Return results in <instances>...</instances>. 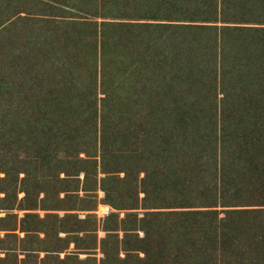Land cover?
Instances as JSON below:
<instances>
[{"label": "trees", "instance_id": "trees-1", "mask_svg": "<svg viewBox=\"0 0 264 264\" xmlns=\"http://www.w3.org/2000/svg\"><path fill=\"white\" fill-rule=\"evenodd\" d=\"M103 5L96 17L131 14L135 22L48 21L38 38L15 50L12 58L19 63L6 70L0 93L8 97L7 120L21 114L16 127L0 130L7 140L0 192L6 200L16 195L19 180L27 198L49 191L51 176L43 170L61 164L66 178L59 191H74V178L90 176L80 155L98 150L100 134L101 163L93 167L96 175H105L100 189L108 202L115 206L113 197L124 192L118 209H138L142 193L145 209H173L147 212L135 229L144 233L136 245L127 235L114 237L117 228L106 229L102 264L120 251L143 253L137 256L140 264H264V0H104ZM251 22L260 27L236 25ZM62 41L65 46L57 47ZM45 49L40 58L49 70L40 64L21 69L28 67L26 52ZM76 70L90 77L100 72V108L97 85L88 87L86 108L83 83L66 98L60 93ZM125 87L136 89L126 96ZM247 100L253 101L248 114L237 108ZM210 102L219 103L221 119ZM122 105L132 108L124 117L117 108ZM137 126L150 133L149 144L131 145V139L139 141ZM20 153L27 157L22 166L36 164L41 172L18 167L12 156ZM31 158L35 163L27 162ZM40 222L26 215L21 230H43Z\"/></svg>", "mask_w": 264, "mask_h": 264}, {"label": "rangeland", "instance_id": "rangeland-1", "mask_svg": "<svg viewBox=\"0 0 264 264\" xmlns=\"http://www.w3.org/2000/svg\"><path fill=\"white\" fill-rule=\"evenodd\" d=\"M73 1L74 2H70V5L76 3V8L70 6L67 0H0V52L2 50L0 59L10 62V65L4 62V64L0 65V81H2L5 76L8 77V73L6 72L7 69L15 70L13 67L17 66V63H19V61L13 59L16 57L15 50L19 46L28 45L30 39L34 35L35 38H38V32L43 30L48 21L51 25L56 23L60 24L59 22L65 23L66 21H97L100 23L106 20L123 23L135 22L132 20L131 14L126 19L117 18L118 20H114L108 18L103 19L101 13L97 12L98 16L96 17L94 11L101 10L100 8L104 6V0H85V2L79 0ZM251 23L252 24L236 25L260 27V24H255L257 22ZM63 42L64 41L57 42V47L63 48L65 46ZM45 51L46 49L39 52L40 54L32 56L31 53L26 52L25 56L29 58L24 59L23 62L28 67L21 69H29L33 66L38 67V64H40L41 68L46 66L49 70L47 64L41 63L40 56L42 55L41 57H43ZM3 71L5 74H3ZM81 72L84 73H80L78 70L71 72L74 79L72 78L73 80H70L71 82L66 85H64L63 82L60 88L64 89H62L60 93L66 98L74 94L77 86L83 83L85 87L82 90H84L85 95L81 97L83 101L82 108H86L90 100V89H88V87L95 86L96 89L97 85L98 104L100 108V99L104 98L101 92L102 77L100 72L97 76L96 73L91 72V77L89 76L90 72L85 73V71L82 70ZM85 74H87V77L82 78L81 76ZM63 75L64 73L60 74V76H62L61 79ZM34 77L38 80L37 75ZM49 78V76H46L45 82H47ZM57 80L59 79L57 78ZM125 89L126 87L121 91L124 90V95L127 96L130 90L133 91L132 89L136 88L131 87L130 89ZM1 92L3 94L0 93L2 97H0V130L3 128L5 129L3 132H5L9 129L8 125L16 127L21 113L12 117V120H7L11 110L8 106H5L7 105L5 102L8 100V97H5L7 96L5 95V91L2 90ZM219 93L221 92L219 91ZM221 98L222 95L220 94L219 100ZM8 102L11 103L10 101ZM210 104L212 108L217 107V105L219 106V103L216 105L215 102H210ZM252 106L253 101L247 100L244 101L243 105L242 103H238L237 108L242 111L245 109L246 114H248L250 110L253 109ZM205 107L207 110L205 108L203 109L208 112L210 106L208 107L207 104ZM109 108L114 109L112 104L109 105ZM117 108L121 109L123 117L128 110H132L130 105H122V107L117 106ZM16 109L17 106H15L13 110ZM135 110L138 112L137 108H135ZM217 110V117L221 119V107H219V109L217 107ZM208 114L209 113H207V115ZM200 115L203 117V114ZM32 117H34L33 114H30V118ZM23 118L25 117L23 116ZM16 129L12 130L14 134L16 133ZM98 129L100 130V124L98 125ZM149 134L150 133H144L141 131L140 126H137L136 135L139 141L131 139V145L140 147L141 145L145 146V144H149ZM98 139V150L96 149L92 154H89L90 157H86L85 154L80 155L81 158L87 160L81 163V165L84 167L86 166L90 176L86 179L85 174L81 173L78 178L79 180L74 178V180H72L75 181L74 191L68 194L64 191H59L61 190L60 187L62 184L60 180L66 178L63 173L64 164H61L57 167L45 166L43 170L46 174L45 176H51L49 177L50 179L48 178L50 182L48 186L52 187H48L49 191L45 190L48 191V193L44 191V193H36V195L27 198L26 194L20 191V180L18 182L16 195L11 194L6 200V194L0 192V264H102L104 258L101 248L102 241L107 234L105 231L106 229L115 230L117 228L118 230L113 232L114 237H118V239L121 240L127 235L129 236L128 240L131 241L133 245H136L138 239L144 237V233L142 231L137 232L135 229L141 228V220H144L147 212L173 210L167 208L160 210L145 209L141 201L144 197L142 193L139 194L138 209H118V207L120 208V205H122L120 201L126 198L124 192L120 193L118 197L116 195L113 197L115 206L109 203L105 193L100 189L101 181L105 175L100 171L98 175H96L93 167L95 162L99 165L101 163L100 134ZM6 143L7 140L0 138V155L3 153L2 151ZM6 148L8 149L11 147L7 145ZM17 148L18 147L13 148L11 151L17 154V152H15ZM25 155V153L18 154V157L13 155L12 160L18 167L23 169L31 167L33 170L38 171L41 167H37L36 164L33 166L31 164H23L24 166H22L21 161L27 158ZM64 157L65 156H60L61 159H64ZM27 162L35 163V159L31 158L30 161ZM65 169L71 171L72 167L70 165ZM39 172H41V169ZM39 172L37 175L40 178L41 174ZM4 176V173H0V178ZM23 176L24 174H21L20 179ZM143 176L144 174H141L139 179L141 180ZM121 177H124V174H121ZM32 182H35V180ZM95 183L99 185V189H95ZM46 187L47 186H45V188ZM131 204H133V202ZM91 207H93V211L88 210L91 209ZM125 207L128 208V206ZM26 215L36 216L37 220L41 221L40 225L43 230L28 232V234L23 232L21 230V221L26 218ZM124 229H129L131 232H125L123 231ZM113 239L115 240L117 238ZM113 239L108 245L109 249H113ZM137 256L143 258L145 255L141 252L132 251L128 254L124 251H120L117 254H112L108 262L109 264H123L119 261L127 259V264H140Z\"/></svg>", "mask_w": 264, "mask_h": 264}]
</instances>
